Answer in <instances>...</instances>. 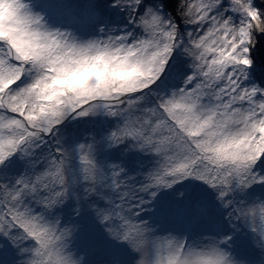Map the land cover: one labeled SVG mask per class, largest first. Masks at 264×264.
I'll list each match as a JSON object with an SVG mask.
<instances>
[{"label":"snow or ice","instance_id":"6c2138e0","mask_svg":"<svg viewBox=\"0 0 264 264\" xmlns=\"http://www.w3.org/2000/svg\"><path fill=\"white\" fill-rule=\"evenodd\" d=\"M111 4L127 12L129 28L100 27L82 38L51 31L34 2L0 0V250L7 241L18 264H84L77 242L87 211L99 229L98 264H123L121 248L134 255L133 264H242L233 250L241 226L264 248V199H248L264 187V88L247 83L264 7L256 0H176V14L192 26L182 31L162 5ZM21 41L37 57L79 49L114 64L128 58L141 74L123 84L101 78L63 104L41 102L42 112L41 103L26 98L51 73L24 58ZM177 51L189 59L190 72L182 86L160 91ZM100 116L115 120L100 140L67 142L66 122ZM102 143L137 150L150 166L130 175L102 162ZM16 159L25 169L8 175ZM194 183L213 197L170 209L179 227L151 219L165 190ZM184 195L177 192L178 199ZM73 198L65 219L58 210Z\"/></svg>","mask_w":264,"mask_h":264},{"label":"trees","instance_id":"16d2710c","mask_svg":"<svg viewBox=\"0 0 264 264\" xmlns=\"http://www.w3.org/2000/svg\"><path fill=\"white\" fill-rule=\"evenodd\" d=\"M28 1L30 2V0ZM164 1L166 3L165 5L167 6L169 12V13L166 12L167 15L171 14L172 17L179 24L180 28L186 26L184 25L180 17L174 14V12L176 11V0H173L174 2L173 4L175 6L174 12L171 9L172 8L171 5L168 3L169 1L168 0H164ZM258 1L262 3V1L264 0L262 1L256 0V3ZM64 3L73 6L71 2L64 1ZM147 4H152L151 6L154 8L161 6L157 2V0H145V6ZM41 6L42 5L40 4H36V7H39L40 9H42ZM166 6L164 8H166ZM90 9L93 10V12L96 15H98V18L95 19L93 23L83 26H74V25H67L65 23H62V21H60L62 25V29L69 28L76 35L82 38H90L98 34V30L100 27L107 28L108 26H111L113 28H116L118 31L121 29L129 28L128 15L127 12L125 11H122L118 8L109 9L108 15H106L105 12L107 13V10L104 9L101 0H94V3L92 4V7ZM163 10L164 9H162V11ZM50 22H54V21L50 20ZM257 41H258L257 46L256 48L253 49L252 52V58L255 61L254 68L250 69V80L248 81V83L253 84L256 81L255 82L256 85H259L261 88H264V72L262 70V66L264 65V62L262 64L259 61L260 59H263L264 61V45L261 43L264 42L263 34L257 36ZM179 56H180L179 53L176 52L174 58L171 61V66L173 65L172 68L171 66L168 68L167 75H165L157 85L160 91H167L170 88L182 86L181 79L183 77V74L186 72H190V70H188L189 68H185L178 64ZM171 71H175V72L172 73ZM253 74H256L257 76L256 75L254 76ZM69 124L70 123H66V126L64 128V136L69 144L77 140L83 142V139L85 137L91 138L92 136H95L97 140H100L106 134L107 130L113 127L114 125L113 123L109 128H107L106 127L107 124L106 123L104 124V122L101 121L99 118H92L87 120L81 119L78 122H75V124H78V125H74V126H78L75 128L69 127ZM90 133L91 135H89ZM98 159L106 163L120 164L128 171L130 175H135L138 171H144L146 170L147 167L150 166V157L138 152L137 150L124 149L123 146H116L113 148H109L107 147L106 144L103 143L99 145ZM24 169H25V161L16 159L9 165L7 169V174L15 175L18 173H22ZM178 191H183L185 193L183 199H178L177 197ZM256 193H264V187L253 188L252 191L248 193V199L255 198ZM196 197L202 199L207 198L208 200H211L213 197V193L209 192L207 188L202 187L199 183L184 184L183 187L177 189V191L165 190L160 195V199L156 202L152 215L154 214L162 215L164 217L169 218L170 209L177 206L189 204ZM260 199H264V195L260 196ZM74 204H75V198H73L72 201L70 202H66V206H63L58 210L65 219H67L69 216L73 214L72 210ZM85 208H86V204H85ZM222 213H223L222 209H217L218 217L222 215ZM87 217H88V213L87 211H85L84 215L81 217V222L83 225H84L83 221L86 220ZM92 224L93 227L97 229L96 234H93V236L97 237L99 233V229L96 227L94 223ZM228 230H230V228L228 226H225V231ZM86 231L87 229H85V227L83 226L80 235L87 234L88 232ZM233 250L242 259H244L243 255L247 254L248 252L249 254H255L256 256H260V252L254 241V233L251 231V229L243 226L240 227V230L235 235V239L233 241Z\"/></svg>","mask_w":264,"mask_h":264},{"label":"clouds","instance_id":"9594fccd","mask_svg":"<svg viewBox=\"0 0 264 264\" xmlns=\"http://www.w3.org/2000/svg\"><path fill=\"white\" fill-rule=\"evenodd\" d=\"M35 12L47 17V13L40 8ZM49 21H44L47 24ZM71 32V30L52 27L51 31ZM3 33L0 32V35ZM75 34V33H74ZM13 35H18L13 33ZM78 45L84 41H74ZM24 53L22 55L40 68L43 73L50 72L30 90L26 102L41 103L45 102L47 107L58 106L70 100L74 95L88 90V88L99 84L101 78L108 81H115L123 84L130 76H139L141 73L135 63H129L128 58L122 59L119 64L111 63L106 59L96 56L90 51L72 49L68 52H61L59 55L37 57L31 54V45L21 41ZM42 47L43 45H36ZM134 60V58H133ZM87 85V87H86ZM45 103H41V111L47 110ZM91 135V133L89 134ZM264 193H256L255 198H260ZM257 245V244H256ZM260 252V258L255 264H264V248L257 245ZM81 253V257H85ZM18 264V261H17ZM242 264H249V261L243 259Z\"/></svg>","mask_w":264,"mask_h":264},{"label":"rangeland","instance_id":"374dc122","mask_svg":"<svg viewBox=\"0 0 264 264\" xmlns=\"http://www.w3.org/2000/svg\"><path fill=\"white\" fill-rule=\"evenodd\" d=\"M64 1L71 2L73 6L64 3ZM168 1H169L168 3L172 7L171 8L172 11L174 12L175 6L173 4L174 3L173 0H168ZM33 2L35 4L42 5L41 6L42 9L48 13L47 19L49 23L53 27H59L60 29H62V25L60 21H62V23H65L67 25L83 26V25H88V24L93 23L95 19L98 18V15H96L95 13L94 15H92L93 10L90 9L92 7V4L94 3V0H30L29 3H33ZM101 2L103 3L104 9L107 10V13L105 12V14L108 15V10L114 9V7H112L111 0H101ZM157 2L163 6L162 7V9H164L162 11L163 14L167 15L166 12H168V8L165 5L166 4L165 1L157 0ZM151 5L152 4H147L145 7L151 6ZM165 6L166 8H164ZM257 6L264 7V1H262V3L258 1ZM36 8H39V7H36ZM175 12L174 14L177 15ZM50 20H53L54 22H50ZM191 27L192 26H184V27H181V30L190 31ZM107 28H113V27L108 26ZM67 30H70V29L68 28ZM263 40H264V34H263ZM261 43L264 45V42H261ZM177 52L180 55L178 57V64L185 68H188V64L190 63L189 59L182 54V51H177ZM259 61L262 64L264 62L263 59H260ZM252 68H254V65ZM262 70L264 72V65L262 66ZM171 72L173 73L175 71H171ZM253 75L255 76L256 74H253ZM255 82L253 84H255ZM92 118H99L101 121L104 122V124L105 123L107 124L106 126L107 128H109L113 123H115L114 118H110V117L100 116V117H92ZM92 118H84L83 120L92 119ZM78 121H68L66 123H70L69 127L75 128V127H78V126H74V125H78V124H75V122H78ZM154 215L151 216V219H153L154 221H160L165 227H169V228L179 227V225L172 223L168 217H164L162 215H156V214ZM83 222H84L83 226L85 227V229H87L86 232L88 233L80 235V239L78 240L77 243L80 247L81 253L86 254L84 264H98L100 256L97 254V251H96L97 237L93 236V234H96L97 229L93 227V224H92L93 222L91 221L89 216ZM3 244H4V247L2 250H0V264H17V261L21 257L17 254L16 250L7 241H4ZM116 255L121 261H123V264H133V261L135 259L134 255L126 248H121L117 250ZM243 256L245 260L249 261V264H255V262L260 258V256H256L255 254H249V252L247 254H244Z\"/></svg>","mask_w":264,"mask_h":264}]
</instances>
